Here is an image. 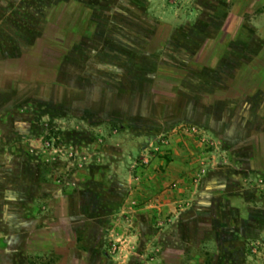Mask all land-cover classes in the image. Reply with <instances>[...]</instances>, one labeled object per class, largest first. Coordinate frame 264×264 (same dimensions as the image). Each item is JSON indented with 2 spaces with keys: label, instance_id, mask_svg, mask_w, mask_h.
Segmentation results:
<instances>
[{
  "label": "rangeland",
  "instance_id": "rangeland-1",
  "mask_svg": "<svg viewBox=\"0 0 264 264\" xmlns=\"http://www.w3.org/2000/svg\"><path fill=\"white\" fill-rule=\"evenodd\" d=\"M263 12L264 0H0L2 54L51 21L66 31L50 40L68 44L75 22L83 44L72 58L97 86L62 96L28 74L25 84L0 81L9 256L264 264V159L252 140L264 132V90L223 96L241 91L227 89L236 55L264 56ZM222 22L228 52L219 41L200 50Z\"/></svg>",
  "mask_w": 264,
  "mask_h": 264
},
{
  "label": "crops",
  "instance_id": "crops-1",
  "mask_svg": "<svg viewBox=\"0 0 264 264\" xmlns=\"http://www.w3.org/2000/svg\"><path fill=\"white\" fill-rule=\"evenodd\" d=\"M259 20L264 21V12L259 15ZM223 25L224 22H222L219 25V27L214 29V31H211V33L208 36L204 37V40L202 41V48L200 50L206 51L212 45V43L216 41L221 42V44L225 41L224 38H220L219 36L220 30L222 29ZM43 26L39 28V30L37 31V36H35L33 40L27 39L25 42L21 43L18 51H14L12 53L6 51L5 54H2L0 52V81H3L4 83H9L10 86L16 83L25 84L27 82V74H28L32 78H34L36 83H43L44 85L49 84L52 86H56L58 88V92H60L61 90L62 96L65 95V91L67 90H74V91L78 90L79 92L82 93V91L85 90V83L88 84L89 90L92 91L97 89L96 83L93 81V79H91L92 77L90 76L91 75L90 70H88L85 73L79 70L82 64L80 62L81 56L72 58V55L78 54L74 45L83 44V36L79 31L75 30V26H76L75 22L72 23V25L70 26V28L67 29V31L72 36V38H74V36L76 35L78 36V39L76 40L72 39V41L68 42V44L61 43L60 46L56 47L57 57L54 65L40 66L38 64L33 71H32V67L27 66V64H29L31 60L30 58L32 56V49L34 48L35 44H37L38 39H40V37H42V35L49 30L48 29L49 26H47L42 32ZM49 31L51 32L57 31L59 33H64L66 30L63 27L62 28L54 27L51 28ZM49 31L47 33H49ZM237 36H238L237 33L233 32L231 36V42H233L237 38ZM254 42H256V40H254L253 43ZM252 45L253 44H251L250 46L252 47ZM222 46L223 47H221V53L223 52L226 53L228 52V49H230V44L228 45L222 44ZM221 53L214 56L213 58L215 59L214 61H219V60L223 61L224 56H221ZM248 55L249 56L247 57L246 60L243 59L240 61L239 59H237L238 56L236 55L235 63L234 61H232L233 67L234 66L236 67L237 65L233 74L235 80L233 79V81H231L228 84L227 89L228 90L233 89L235 86L238 88V90L241 91L239 92L238 95H232V93H227V91H225V94H223V96L226 99H233L236 97H240L242 95L249 94L253 90H264V81H259V78L258 80H254L253 78V80L241 81L242 77L247 75L246 74L247 71H249L248 73H251L250 70H247L249 66L251 67L253 65V67L259 68L261 67V65L257 66L254 63L259 62L261 58L264 59L263 52L261 50L259 52L251 51L249 52ZM198 58L199 56L195 58V60L197 61ZM211 64L212 61L209 65ZM24 86L25 85H23L22 87ZM253 135L254 136L252 140L253 143L255 144L253 146L254 152L256 155L258 154L261 155L262 158L264 159V132H258V134H256L255 132V134ZM259 138L262 139L261 143L256 142L257 140H259ZM256 167L258 169H262L258 165H256ZM6 237H7V232L0 229V260L5 261L6 264H24L21 262L17 263L13 257L9 256V252H11V248L9 244L5 242L7 239ZM27 250L36 251L29 248L28 244H27ZM27 264H31V262L28 261Z\"/></svg>",
  "mask_w": 264,
  "mask_h": 264
},
{
  "label": "trees",
  "instance_id": "trees-1",
  "mask_svg": "<svg viewBox=\"0 0 264 264\" xmlns=\"http://www.w3.org/2000/svg\"><path fill=\"white\" fill-rule=\"evenodd\" d=\"M54 27H56V23L51 21L48 29L50 30L51 28H54ZM47 32H45L42 35V37H40V39H38V41H37L38 43L35 44L34 48L32 49V56L29 55V56H31V58H30L31 60H30L29 64H27V66L32 67V71L34 70L35 67H37L38 64L40 66L41 65L52 66L55 64L57 52H56V49H54V48L60 46L61 43H63V42H60L57 40H50L52 38L50 37L49 34H47ZM51 57H53V58H51ZM259 62H260V64L258 66L261 65V67L255 68V67H253V65L251 67L249 66L247 70H250L251 73H248L249 71H247L246 72L247 75L243 76L241 81H247V80L249 81V80H253V78H254V80H258V78H259V81H264V70H263L264 59L261 58L259 60ZM259 62H255L254 64H257ZM0 264H6V263H5V261L0 260Z\"/></svg>",
  "mask_w": 264,
  "mask_h": 264
}]
</instances>
